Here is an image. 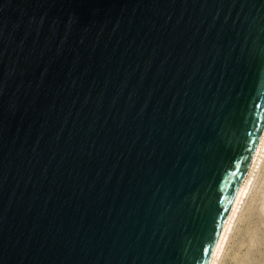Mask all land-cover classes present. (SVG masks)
I'll use <instances>...</instances> for the list:
<instances>
[{
  "label": "water",
  "instance_id": "95a60500",
  "mask_svg": "<svg viewBox=\"0 0 264 264\" xmlns=\"http://www.w3.org/2000/svg\"><path fill=\"white\" fill-rule=\"evenodd\" d=\"M264 130V0H0V264H208Z\"/></svg>",
  "mask_w": 264,
  "mask_h": 264
},
{
  "label": "rangeland",
  "instance_id": "374dc122",
  "mask_svg": "<svg viewBox=\"0 0 264 264\" xmlns=\"http://www.w3.org/2000/svg\"><path fill=\"white\" fill-rule=\"evenodd\" d=\"M238 206L217 264H264V152Z\"/></svg>",
  "mask_w": 264,
  "mask_h": 264
},
{
  "label": "bare ground",
  "instance_id": "6f19581e",
  "mask_svg": "<svg viewBox=\"0 0 264 264\" xmlns=\"http://www.w3.org/2000/svg\"><path fill=\"white\" fill-rule=\"evenodd\" d=\"M263 152H264V130L262 132L258 147L254 153V156H253L252 161L250 163V166L247 170V173H246V175H245V177H244V179L240 185V188L237 192L235 200L232 204V207H231L230 212L227 216V219H226L225 224L222 228L221 234L218 238V241L216 243V246L214 248V251L212 253V256H211L208 264H217V262H218L220 254L222 253V250L224 248V243H225L228 231L230 229L231 223H232L233 218H234V216L238 210V207H239L238 205H239L240 201L242 200L243 196L246 194V191L248 190V187H249L251 180H252L253 173L259 164V161L261 159V155L263 154Z\"/></svg>",
  "mask_w": 264,
  "mask_h": 264
}]
</instances>
